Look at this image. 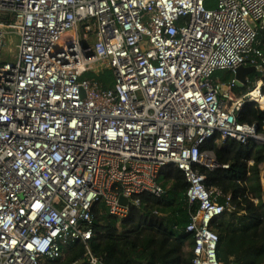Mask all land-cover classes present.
<instances>
[{"label":"built area","instance_id":"obj_1","mask_svg":"<svg viewBox=\"0 0 264 264\" xmlns=\"http://www.w3.org/2000/svg\"><path fill=\"white\" fill-rule=\"evenodd\" d=\"M262 36L264 0H0V264L62 259L91 240L97 203L127 218L140 195L165 194L170 166L199 206L186 229L193 264H223L221 192L195 167L216 168L201 149L210 141L264 145L258 125L238 121L262 106V80L238 95L234 78L215 77L264 74Z\"/></svg>","mask_w":264,"mask_h":264},{"label":"trees","instance_id":"obj_2","mask_svg":"<svg viewBox=\"0 0 264 264\" xmlns=\"http://www.w3.org/2000/svg\"><path fill=\"white\" fill-rule=\"evenodd\" d=\"M111 75L105 73L98 80L106 87L112 82ZM215 77L230 82L234 76L231 71H219ZM259 80L263 82L264 96V74L258 72L249 77L244 89L236 87V93L247 94ZM238 121L256 124L259 132H264V111L257 103H247L238 114ZM201 149L214 155L217 166L213 170L195 168L204 176L208 191L214 195L221 192L215 199L225 206L223 215L212 224L219 236V261L264 264V145L210 141ZM158 182L165 194L140 195V206L131 207L125 219L108 215L105 206L97 203L90 226L91 240L86 244L74 242L65 249L62 259L45 260L42 264H92L91 258L97 259L98 264H193V236L186 229L199 206L189 203V183L181 170L167 167Z\"/></svg>","mask_w":264,"mask_h":264},{"label":"water","instance_id":"obj_3","mask_svg":"<svg viewBox=\"0 0 264 264\" xmlns=\"http://www.w3.org/2000/svg\"><path fill=\"white\" fill-rule=\"evenodd\" d=\"M256 73V69L254 67H246V66H241L237 68L234 71V80L236 81V85L240 89H244L247 85V81L249 77ZM121 203L123 205H127L128 199L122 198ZM107 214L110 215L109 210L107 209Z\"/></svg>","mask_w":264,"mask_h":264},{"label":"rangeland","instance_id":"obj_4","mask_svg":"<svg viewBox=\"0 0 264 264\" xmlns=\"http://www.w3.org/2000/svg\"><path fill=\"white\" fill-rule=\"evenodd\" d=\"M18 46H19V39L16 34L10 33L6 35V57L8 58L9 62H13L14 59L12 58L14 54L18 51ZM221 76V75H220ZM262 107L261 105H259ZM262 110V108H261ZM264 111V110H262ZM261 177H264V166H261ZM262 179V178H261ZM264 195V194H263ZM263 202H264V197H263Z\"/></svg>","mask_w":264,"mask_h":264},{"label":"bare ground","instance_id":"obj_5","mask_svg":"<svg viewBox=\"0 0 264 264\" xmlns=\"http://www.w3.org/2000/svg\"><path fill=\"white\" fill-rule=\"evenodd\" d=\"M254 96L258 98V100L261 102L262 107L264 108V99H261L262 95L259 94L258 91L254 93Z\"/></svg>","mask_w":264,"mask_h":264},{"label":"crops","instance_id":"obj_6","mask_svg":"<svg viewBox=\"0 0 264 264\" xmlns=\"http://www.w3.org/2000/svg\"><path fill=\"white\" fill-rule=\"evenodd\" d=\"M233 73V72H232ZM233 76H234V73H233ZM234 78V77H233ZM262 183H263V190H264V177L262 176ZM264 194V193H263Z\"/></svg>","mask_w":264,"mask_h":264},{"label":"clouds","instance_id":"obj_7","mask_svg":"<svg viewBox=\"0 0 264 264\" xmlns=\"http://www.w3.org/2000/svg\"><path fill=\"white\" fill-rule=\"evenodd\" d=\"M107 211V210H106ZM85 244V243H84Z\"/></svg>","mask_w":264,"mask_h":264}]
</instances>
